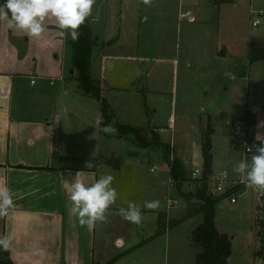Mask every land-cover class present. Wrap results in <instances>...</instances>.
<instances>
[{
    "label": "rangeland",
    "instance_id": "1",
    "mask_svg": "<svg viewBox=\"0 0 264 264\" xmlns=\"http://www.w3.org/2000/svg\"><path fill=\"white\" fill-rule=\"evenodd\" d=\"M180 1L185 9L179 12ZM171 4L161 25L160 0H152L151 6L144 5L141 0H129L125 6L128 15L125 43L121 48H113L122 55L121 59L105 61L101 52L103 45L96 44L92 54V74L107 85L104 94L119 123L145 128L149 140L160 131L166 141L172 142L173 134L168 128L172 122V129L182 134L179 137L182 143L186 136L196 161L194 164L200 168L203 166V137L212 125L213 171L209 186L213 190L216 188L214 180L220 172L227 171L229 178L235 180L239 177L232 171L235 163L250 158L245 150L232 147L231 139L232 134H242L241 119L247 104L264 105V62H248L250 41L259 36L264 38V0H232L222 5H211L209 0H171ZM189 8L191 12L187 13ZM130 14L135 17L134 25ZM192 16L196 19L191 20ZM256 18L261 22L254 26L252 22ZM67 61L71 97L58 101V107H64L71 99L70 107L77 113L69 116L67 126L63 124L66 131L62 134L68 136L78 153H89L88 147L95 153L100 149L103 159L95 158L92 165L99 164L100 176H114L113 186L117 189L118 199L142 204L153 191L154 184V200L161 203L159 210L170 208L168 198L178 196L177 190L167 193L157 188L153 179L158 171L151 169H156L159 157L165 161L163 146L171 148L172 145L160 140L162 147L154 144L143 148L133 134L122 137L118 130L111 136L122 137L120 142L106 143L103 134L104 140L99 144L94 137L89 140L98 132L99 101L79 88L77 74L71 73V58ZM60 85L57 82L56 87ZM235 123H240V129ZM154 125L163 129L158 127L160 130L157 131ZM112 153L114 156H109ZM193 184L199 185V182L193 180L187 189L193 190ZM239 185L242 188L235 192L236 203L226 199L222 202L225 209L217 206L216 225L231 240L235 232L236 238L240 235L251 240V250L250 246L245 250L240 239L234 242L230 264H264V258H257L264 254V194L259 196L261 191L248 188L247 197H242L247 187L242 183ZM201 219L200 216L189 222L191 236L192 227H196ZM192 240L183 250L181 244L175 242L171 250L172 264H198L196 257L201 249L195 248ZM258 248L263 253H255ZM112 251L103 264L118 253L116 249ZM168 254L161 246L156 252L163 263L167 261L164 264H168ZM145 256L141 259L134 252L122 264H150L154 256L150 257L148 253Z\"/></svg>",
    "mask_w": 264,
    "mask_h": 264
},
{
    "label": "crops",
    "instance_id": "2",
    "mask_svg": "<svg viewBox=\"0 0 264 264\" xmlns=\"http://www.w3.org/2000/svg\"><path fill=\"white\" fill-rule=\"evenodd\" d=\"M128 1L96 0L92 16L88 19L94 30L96 44L103 45L101 52L105 61L121 59L122 55L117 54L119 51L113 48H121L125 43L128 19L125 6ZM209 1L211 5L217 4L214 0ZM228 1L232 0H225L220 5ZM0 4H3L1 0ZM171 5V0H160L161 25L168 16ZM181 9L184 10L185 6L182 7L180 3L179 12ZM188 12H191L190 8L187 9ZM192 18L191 20L196 19L194 16ZM131 21L134 25L135 17L131 16ZM44 24L46 32L41 38L36 39L28 37L21 31L9 29L6 22H0V185H6L12 190L14 200V207L9 210V215L0 218V229L4 234H11L13 237L10 251L15 264H103V260L112 254L114 249L118 250V253L104 264H122L123 261H128L134 252L138 253L141 259L146 258L145 253L150 257L154 256L150 264L167 263V261L163 263L156 255L159 246L168 250V264H172L171 259L174 257L171 256V250L175 242L181 244V250L184 245H191L189 222L201 216L202 219L198 223L200 225L204 218L203 214L199 213L175 227L158 233L161 214L166 215L168 219L176 220H183L187 215L189 204L181 196L179 188L185 192L190 191L187 186L192 182L186 181L182 187L178 186L171 178L169 162L165 158L164 161L159 157L156 169L151 170L158 171V175L153 179L157 188L164 189L167 193L168 191L170 193V190H177L178 196L168 198L177 201L172 209L167 207L161 210H147L143 209L142 203L140 205L143 221L135 225L120 217L119 208L127 207V201L117 199L116 204L109 209L108 222L98 223L91 230L81 227L70 215L68 185L75 178L76 172H79L86 183L98 179L99 164L93 166L92 162L95 158L100 161L103 157L100 149L95 153L89 147V153H78L72 148L68 136L62 134L65 130L64 125H68L69 116L77 113L70 107L71 99L64 107H58V101L62 102L63 99L71 97L66 65L68 58H71L70 63L72 70L74 69V73L71 70L72 75L78 73L73 66V40L59 29L54 17L46 18ZM256 40L260 42L258 48L264 49V38L259 36ZM250 59L251 41L248 62L250 64L264 62V59L255 62H251ZM106 64L107 62L104 63V70ZM57 82L61 83L60 87H56ZM106 86L103 83L104 90ZM248 109L255 111L257 119L255 136L258 133L264 136V126H260L264 123V105L248 103L246 110ZM243 117L241 122L244 120ZM154 126L157 131L160 130L158 127L163 129L162 126ZM102 127L101 124L98 125V132L95 136L91 133L92 137L89 140L92 141L94 137L95 142L99 144L104 140L103 134L106 143L121 141L122 137L116 138L101 131ZM168 128L173 134L172 142L175 141L174 143L166 141L159 131L161 142L172 145V157L180 158L189 173H192V178H195L194 170L196 168L202 170L203 166L202 168L198 164L195 166L196 161L186 136L185 142L182 143L179 140L182 134L177 129H172V122ZM202 161L204 165L203 154ZM87 163L91 167H86ZM237 180L239 177L233 181ZM152 187L153 191H150L148 199L144 201L154 200V184ZM247 193L248 188L244 190L242 197H247ZM263 194L264 192H260L258 195ZM225 206L220 204L221 209H225ZM217 213L218 210L216 216ZM184 227L187 228L183 230ZM196 227H192V231ZM238 236L240 238H236V232L231 235L232 247L234 242L240 239L244 249L248 250L251 240L245 236L244 238ZM132 238L135 241H132ZM112 244L113 249H110ZM37 248L44 250L43 256L34 254ZM260 249L258 248L255 253ZM252 258L255 263V256L252 255ZM257 258L263 260L262 255H258Z\"/></svg>",
    "mask_w": 264,
    "mask_h": 264
},
{
    "label": "clouds",
    "instance_id": "3",
    "mask_svg": "<svg viewBox=\"0 0 264 264\" xmlns=\"http://www.w3.org/2000/svg\"><path fill=\"white\" fill-rule=\"evenodd\" d=\"M96 0H4L0 4V22H6L9 29L25 33L28 37L39 39L46 32L44 21L54 17L60 30L78 41L80 27L92 16ZM141 3L151 6L152 0H141ZM101 124L97 117L96 125ZM264 126V123L262 125ZM106 134H116L117 128L113 123L101 128ZM255 139L259 142L248 148L250 158L241 159L235 163L232 171L239 175L240 183L249 189L264 192V136L259 133ZM86 167H91L86 164ZM114 176L101 175L92 183H86L79 172L68 185V198L71 202L70 215L76 219L81 227L89 230L98 223L108 222L109 209L118 199L117 189L113 186ZM228 179V173L222 172L218 176L220 187ZM14 207L12 190L6 185H0V218H6L9 210ZM143 209L159 210V200L144 201ZM140 204L127 202V207H120L118 214L122 219L135 225L143 221ZM11 234L0 235V251H9L12 247ZM35 255L43 256L44 250L37 248Z\"/></svg>",
    "mask_w": 264,
    "mask_h": 264
},
{
    "label": "trees",
    "instance_id": "4",
    "mask_svg": "<svg viewBox=\"0 0 264 264\" xmlns=\"http://www.w3.org/2000/svg\"><path fill=\"white\" fill-rule=\"evenodd\" d=\"M4 3V0H1ZM215 3L220 4L225 0H214ZM80 36L78 41H72L73 46V66L77 70V79L79 82V88L84 93L94 97L99 101L100 105V118L101 125L113 123L118 130L120 136L124 137L129 134H133L138 144L143 148H148L151 145H157L162 147L160 137L155 134L152 140H149L144 133L143 127H136L127 124H121L115 119V115L111 110V105L108 102V97L104 94L103 83L101 80L93 78L91 74L92 69V52L93 47L96 45V37L93 27L89 20L86 21L79 29ZM260 42L256 39L251 40V62H255L264 59V49L258 48ZM242 134H232L231 145L237 150H245L247 147H251L253 144L259 142L255 139V111L248 109L243 117ZM209 129L204 134V141L202 144V154L204 159L203 174L201 177L192 178L189 170L186 169L183 161L174 156L172 157V149L169 145H164V157L169 162L170 174L173 181L181 186L186 181L199 182V185L193 184L194 189L190 191H183L179 188L181 196L187 201L188 213L183 218L168 219L166 215L161 214L158 221V233H162L167 228H172L181 222H185L186 219L193 217L199 213L203 214V222L198 225L191 236L192 245L195 248H200L201 251L197 253L196 261L198 264H230L229 258L232 254V240L227 233L221 232L216 225V210L224 199L235 193L237 189H241L242 185H236L233 189L229 190L226 194L218 195L210 189L209 181L212 175L213 154L210 135L213 132V128L209 125ZM250 154L248 151H246ZM171 155V156H170ZM182 187V186H181ZM4 233L0 229V235ZM263 253V250H259V254ZM264 258V254H262ZM0 264H15L11 251H0Z\"/></svg>",
    "mask_w": 264,
    "mask_h": 264
},
{
    "label": "built area",
    "instance_id": "5",
    "mask_svg": "<svg viewBox=\"0 0 264 264\" xmlns=\"http://www.w3.org/2000/svg\"><path fill=\"white\" fill-rule=\"evenodd\" d=\"M180 3H181V1H180ZM182 4V3H181ZM262 13V12H261ZM260 13V14H261ZM190 19H193L192 17L190 18ZM261 22V19L260 18H256V19H254L253 20V22H252V24L254 25V26H256V25H258L259 23ZM243 123V125H244V122L242 121L241 122V124ZM236 125H237V127H239V129H240V123H235ZM243 125L241 126V127H243ZM242 129V128H241ZM157 130V129H156ZM248 148L249 147H247L246 148V151H248ZM223 172H227V171H223ZM220 173H222V172H220ZM219 173V174H220ZM228 173V172H227ZM202 174H203V171H201V169H198V168H196L195 170H194V172H193V175H194V177H197V178H199V177H201L202 176ZM219 174H218V176H219ZM218 176H216V178H215V180H214V185H215V187L216 188H214L213 189V192H215V193H217L218 195H222V194H226L227 192H229V190H231V189H233V187H235L236 185H238L239 183H240V181L239 180H237V181H233V180H231L230 178H229V174H228V179L224 182V186L221 188L220 187V182H219V180H218ZM226 199H229L231 202H233V203H236L237 202V197L235 196V193H232L231 195H229V196H227L224 200H226ZM177 201L176 200H174V199H169V207L171 208V207H173L174 206V204L176 203Z\"/></svg>",
    "mask_w": 264,
    "mask_h": 264
},
{
    "label": "water",
    "instance_id": "6",
    "mask_svg": "<svg viewBox=\"0 0 264 264\" xmlns=\"http://www.w3.org/2000/svg\"><path fill=\"white\" fill-rule=\"evenodd\" d=\"M72 73H74V69L72 70Z\"/></svg>",
    "mask_w": 264,
    "mask_h": 264
}]
</instances>
